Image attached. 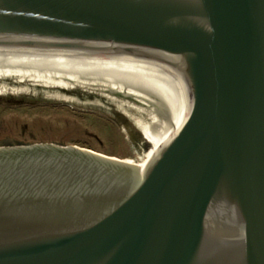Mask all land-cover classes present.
I'll return each mask as SVG.
<instances>
[{
	"label": "water",
	"instance_id": "obj_1",
	"mask_svg": "<svg viewBox=\"0 0 264 264\" xmlns=\"http://www.w3.org/2000/svg\"><path fill=\"white\" fill-rule=\"evenodd\" d=\"M0 56L170 104L146 169L0 147V264H264V0H0Z\"/></svg>",
	"mask_w": 264,
	"mask_h": 264
},
{
	"label": "rangeland",
	"instance_id": "obj_2",
	"mask_svg": "<svg viewBox=\"0 0 264 264\" xmlns=\"http://www.w3.org/2000/svg\"><path fill=\"white\" fill-rule=\"evenodd\" d=\"M139 132L117 104L102 96L42 87L0 95V147L57 143L143 161L150 145Z\"/></svg>",
	"mask_w": 264,
	"mask_h": 264
},
{
	"label": "bare ground",
	"instance_id": "obj_3",
	"mask_svg": "<svg viewBox=\"0 0 264 264\" xmlns=\"http://www.w3.org/2000/svg\"><path fill=\"white\" fill-rule=\"evenodd\" d=\"M33 87L102 96L117 104L135 122V126L150 145L143 161L124 159L125 162L140 167L142 171L170 141L175 129L170 104L164 97L153 92L145 89L133 90L127 85L101 83L92 78L64 72L49 59L0 56V95L18 94Z\"/></svg>",
	"mask_w": 264,
	"mask_h": 264
},
{
	"label": "trees",
	"instance_id": "obj_4",
	"mask_svg": "<svg viewBox=\"0 0 264 264\" xmlns=\"http://www.w3.org/2000/svg\"><path fill=\"white\" fill-rule=\"evenodd\" d=\"M12 145H14V146H15V145H18V144H12Z\"/></svg>",
	"mask_w": 264,
	"mask_h": 264
}]
</instances>
